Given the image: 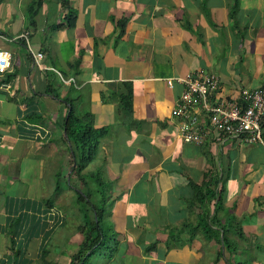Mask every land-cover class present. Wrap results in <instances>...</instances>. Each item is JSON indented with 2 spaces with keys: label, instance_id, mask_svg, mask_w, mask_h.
I'll list each match as a JSON object with an SVG mask.
<instances>
[{
  "label": "crops",
  "instance_id": "obj_1",
  "mask_svg": "<svg viewBox=\"0 0 264 264\" xmlns=\"http://www.w3.org/2000/svg\"><path fill=\"white\" fill-rule=\"evenodd\" d=\"M67 1L0 0V49L12 53L0 76V264H72L79 252L65 232L77 216L85 238L76 197H55L71 173V105L109 129L86 172L104 183L111 233L87 264H264V145L217 132L185 143L172 116L184 84H167L204 71L222 98L264 88V0H241L234 17L231 0Z\"/></svg>",
  "mask_w": 264,
  "mask_h": 264
},
{
  "label": "built area",
  "instance_id": "obj_2",
  "mask_svg": "<svg viewBox=\"0 0 264 264\" xmlns=\"http://www.w3.org/2000/svg\"><path fill=\"white\" fill-rule=\"evenodd\" d=\"M20 38H24L30 46V32H25ZM32 53L36 66L44 70L53 69L41 63L42 53ZM11 64L12 53L0 49V76L7 73ZM176 82L184 84V91L172 116L178 121L185 143L201 145L211 132H217L239 139L244 144L264 145V88L244 89L241 99H235L220 96L219 79L211 73L198 71L187 78L167 79L171 88Z\"/></svg>",
  "mask_w": 264,
  "mask_h": 264
},
{
  "label": "trees",
  "instance_id": "obj_3",
  "mask_svg": "<svg viewBox=\"0 0 264 264\" xmlns=\"http://www.w3.org/2000/svg\"><path fill=\"white\" fill-rule=\"evenodd\" d=\"M241 0H231V15L234 17L240 8ZM64 5L68 8V1L63 0ZM66 102L68 100H65ZM131 97L122 100V108H131ZM129 111V109H127ZM264 126V119H263ZM65 140L69 152V168L71 173L68 179H64L67 187L74 192L76 197V206L82 216L83 225L81 231L85 238L81 243L79 252L73 259L72 264H87L86 261L94 255L100 247L105 244L107 239V232L105 231V205L100 201H96V196L104 193L106 190L102 186L104 183L92 184L94 175L87 173L88 165L97 157L99 151L100 141L108 134V128L97 129L93 116L91 114L79 115L76 109L71 105L66 121L64 123ZM59 174L58 184L56 187L55 197L62 192L63 178ZM100 175V174H99ZM99 181V180H96ZM102 189V190H101ZM201 189V188H200ZM199 189V190H200ZM206 195V194H205ZM208 195V193H207ZM54 197V198H55ZM213 198L218 199L219 193L212 194ZM53 198V200H54ZM102 198V197H100ZM224 241H225V237Z\"/></svg>",
  "mask_w": 264,
  "mask_h": 264
},
{
  "label": "rangeland",
  "instance_id": "obj_4",
  "mask_svg": "<svg viewBox=\"0 0 264 264\" xmlns=\"http://www.w3.org/2000/svg\"><path fill=\"white\" fill-rule=\"evenodd\" d=\"M69 170H70V168H69ZM69 170H68V172H69ZM68 172L66 173V176L68 175ZM62 186H63V192H67L68 191V187H67V185L64 183V182H62ZM51 191H50V193L51 194H53L52 193V190L53 189H50ZM105 191V190H104ZM63 196L66 198V197H75L74 196V192L73 191H71V190H69L67 193H63ZM75 214V213H74ZM73 214V215H74ZM73 219H71L70 220V224H68L67 225V227L65 228V232H67L68 234H69V239L71 238V239H73L72 241H71V243H69L68 244V247L66 248L67 250H70L71 249V247L72 248H74L75 246H77L78 244H80V243H82L81 241H82V238H84V237H82V236H80L79 234H77V230H76V223H77V221H78V217L77 216H75V217H72ZM110 231L109 232H107L106 234L108 235V236H110ZM108 238V237H107ZM109 240V239H108ZM80 246V245H79ZM79 246L77 247V249H79ZM62 253L60 252V255H61Z\"/></svg>",
  "mask_w": 264,
  "mask_h": 264
}]
</instances>
